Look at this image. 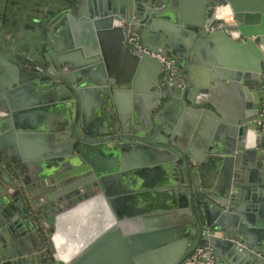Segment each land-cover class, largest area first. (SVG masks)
Instances as JSON below:
<instances>
[{
	"label": "water",
	"instance_id": "1",
	"mask_svg": "<svg viewBox=\"0 0 264 264\" xmlns=\"http://www.w3.org/2000/svg\"><path fill=\"white\" fill-rule=\"evenodd\" d=\"M6 1V5L8 2L10 5L5 11L0 8V20L4 24L0 31V53L6 49L17 59H25L35 73H61V77L68 82L62 87V98L66 99L68 116L63 121L66 133L49 135L50 139L56 136L64 140L60 151L55 152V148H50L46 159L39 163L44 167L43 173L32 175L41 194L53 195L48 196L50 205L61 202L54 206L52 217L48 216L45 208H40L43 214L40 217H45L47 222L50 221V225L46 221L40 220L42 223L38 221L37 214L31 210L22 196V186L18 184V178L12 175L7 166L0 165V264H39V261L42 264H100L102 262L95 260L94 254L104 247L106 235L119 233L125 225L132 227L127 229L130 233H140L141 238L136 240L139 249L150 250L158 246L153 254L149 252L145 255L146 264H184L201 247L205 250L197 256L196 264H223L226 260L224 256L232 260L241 259L243 262L249 260L252 264H264V171L257 170L255 177L245 178V183L242 184L239 179L243 174L240 173V169L234 167L235 163L236 166H240L242 161H248L245 153L235 152L237 132L243 133L244 129L250 128L257 139L256 147L264 152V127L258 122L264 119V115L261 114L264 101V17L261 18L258 13L248 9L244 0H198L197 10L204 12L205 21L204 19L202 21L200 16L187 19L180 12L181 7L176 8L181 15L178 16L176 12H172L169 0H137L134 4L131 0H126L125 4L113 0L111 6L107 5L106 0H33L32 8L35 12L30 11L28 15H23V18L26 24L37 32V42L35 47L25 50V45L9 34L10 24L6 21L17 15L11 11L13 9L11 4H15L16 0ZM2 2L4 0H0V6ZM219 7L226 8L228 13L234 16L236 25H231L225 18L216 16L215 12ZM260 19H263L262 23H259ZM166 21L185 26L191 24L197 31L191 33L192 37H196L199 32L204 33L212 41H223L227 47L247 56V64H241V68L246 66L245 71L238 73H242L241 75L245 73L244 76L250 79L241 80L238 85L246 105L255 111H252L253 115L247 117L248 119L238 121L239 124H246L245 127H240V131L236 127H231L234 134H227L229 138L226 137L223 142V149L207 148L211 155L203 157L201 153L195 155L189 148H185L184 144L175 140L172 147L182 156L185 166L175 164L173 171L177 178L170 179L168 185V181L163 179L154 187L155 193H162L166 184L168 186L166 190L170 191L171 197L174 196L173 203L127 207L129 212L123 214L125 222L114 221L108 229L103 224L97 233L92 237L86 236L80 245L71 243L64 246L60 244L59 236L66 233L72 237L73 219L76 214L84 215L86 219L84 224L87 227L90 213L89 189L100 186L102 192H106L105 173L108 169L120 167L121 163L116 157L121 150L133 149L143 152L142 161L145 164L153 162L163 164L164 160L170 157L175 163L178 162V157L174 153L151 142L150 135H153V122L159 123V118L168 110V107L164 106L162 111L158 109V116L154 115L157 99L164 102L169 93L174 95L176 85L183 74L179 71L171 73L157 57L135 53L124 35L126 23L131 22L136 25L139 39L146 47L152 52L164 54L168 59H172L171 56L180 57L181 67L187 60L186 46L193 38L188 39L181 50L172 47L168 29L176 26L168 25ZM109 27H113L116 45L130 65L139 63L143 68L151 66L147 83L156 94L141 112L143 117L137 120L144 123L142 125L134 123L133 127L123 123L125 135L134 131L135 135L132 138L137 140L135 144L112 146L108 142L94 143L79 134L95 135L88 131L84 121L79 126L77 118L80 114L82 120H85L90 108L98 102L105 106L109 115L107 121H104V126L107 123L109 127L121 129L115 104L118 99V85L112 75L105 74L114 72L106 70L101 64L102 55L95 36L96 30ZM60 30L65 32V36H71L70 47L79 45L82 49H79V53L84 54L77 61H74L75 58L71 55L65 58L66 62L60 59V56L54 55L52 41ZM159 31L162 35H156ZM121 32L123 37L120 36ZM233 37L238 41L245 37L246 42L237 43ZM58 63H61L66 73L57 68ZM73 73H84L81 77L83 80L76 81ZM189 87L197 88L191 76L187 80V88ZM250 88L254 90V95L257 93V97L248 91ZM185 101L186 104L193 106L186 97ZM210 102L200 100L197 107L211 109L215 114L207 112V115L213 119L216 117L215 124L217 118L227 119ZM119 113L124 122L122 111L119 110ZM156 140L164 141L162 138ZM250 150L252 154L256 152L251 163L260 168L264 167V162L257 158L261 151ZM106 153L111 156H105ZM170 153L173 155L169 156ZM191 160L197 161L196 168L191 167ZM222 161L224 165L220 172ZM209 162L215 163L214 176L217 171L220 176V182L216 185L206 178L205 170ZM127 164L130 165L131 162ZM18 167L20 165L14 166L21 176L20 180L25 182ZM47 183L50 188H46ZM26 189L30 187L27 186ZM145 192L147 194L148 191ZM121 216L117 214L118 218ZM138 217H142V220ZM153 218H167L171 226L153 227L150 224ZM14 224L25 226V230L33 232L38 237L40 243L38 253L32 257L26 256L27 252L22 250L18 243L15 245L12 243L11 238L14 236L11 228ZM84 230L87 234V230L85 228ZM218 231L222 234L217 235ZM48 234L49 237L45 239L44 236ZM46 245H49V250L41 252ZM92 251L94 256L91 255ZM156 253L158 260H153Z\"/></svg>",
	"mask_w": 264,
	"mask_h": 264
},
{
	"label": "crops",
	"instance_id": "2",
	"mask_svg": "<svg viewBox=\"0 0 264 264\" xmlns=\"http://www.w3.org/2000/svg\"><path fill=\"white\" fill-rule=\"evenodd\" d=\"M32 1L16 0L15 4H11L13 6L11 11L17 15L12 16L9 20L6 19L10 24L8 27L9 34L21 41L25 45V50L31 49L32 46L35 47L37 42V32L31 29L23 18L30 11H34ZM114 1L120 4L126 3V0ZM136 1L131 0L132 4L136 3ZM244 1L248 9H252L255 11L254 13H258L261 18L264 17V0ZM6 2L4 0L1 3L0 8L3 11L10 5L9 2L6 5ZM169 2L172 5V12H176L178 16L181 15L176 8L181 7L180 12L187 19H194L198 16L201 17L202 21L206 19L204 12L197 10L198 0H169ZM106 3H108V6H111L113 5V0H106ZM225 21L231 25H236L234 16L231 14L225 18ZM166 22L168 25L176 26V28L172 27L168 29V38L172 41V47L181 50L185 47L188 39H193L186 46L188 54L183 66L179 67L180 61L182 63L180 57L171 56L173 60L175 59L176 72H182L183 77L177 83L176 93L174 95L169 93L164 102L157 99V107L155 108L154 115L158 116V109L162 111V107L164 106H167L168 110L164 112L165 115L163 117L159 118V123L156 124L153 122V135L150 136L151 142L157 147L174 153L178 157V162L175 163L170 157L165 159L163 164L154 162L145 164L142 161L143 152L134 151L133 149L121 150L116 157L118 162L121 163L120 167H113L105 173L104 187L106 192L103 193L100 186L96 187V189H89L90 213L87 227L84 224L86 220L83 217L84 215H81V213L80 215L76 214L73 219L72 237L66 233L64 235L61 233L59 236L60 244L64 246L70 245L71 243L80 245L86 236L92 237L103 224L108 229L114 221H119V223L120 221L125 222L126 218H124L123 214L129 212L127 207H140L145 205L161 206L173 203L174 196L171 197L170 191L166 190L168 189L167 185L170 179L177 178V174L173 171L175 164L185 166V161L182 159V156L172 147L175 140L184 144L185 148H189L195 155L199 153L202 154V157L211 155V152L207 148L214 147V149H223V142L226 137L229 138L228 135H231V133L234 134L232 131L233 128L231 127H236L238 130L241 126L245 127L246 124H239L238 121L248 119L247 117L253 115L252 111H255L253 110L254 108H248L246 105L238 85L241 80L250 79L244 76L245 73L243 75H241L242 73H238V71H245L246 66L241 68V64H247V56L239 54L240 52L235 51L233 48L227 47L223 41H212L204 33L200 34L199 32L196 37H192L191 33L197 31L195 30V26L191 24L185 26L175 24L171 21ZM262 22L263 19H260L259 23ZM3 27L4 24L0 20V31ZM112 29L113 27L96 30L95 36L102 55L100 59L101 64H103L106 70L110 69L114 72L105 74L112 75L118 85V99H116L115 104L121 129L118 130L115 127H109L107 123L104 126L109 115L106 113L105 106L100 102L96 103L93 108H90V111L85 116V120H82L80 114L77 120L79 126L84 121L83 123L88 127V131L95 133L94 136L86 133L89 137L109 136L110 141L108 144L112 146L124 143L135 144L137 143L135 138L130 140L126 137H133L135 135L134 131L125 135L122 128L125 124L128 127H133L134 123L137 125L144 123L137 120L143 117L141 112L146 109L156 94L155 91L148 87L149 85L147 83L150 74L148 72L151 66L148 65L147 68H143L139 63L130 65L121 49L116 45V37H114ZM234 34L237 33L234 32ZM156 35H162V33L159 31ZM120 36L123 37L122 32ZM70 39L71 36H65V32L60 30L52 41L54 55L60 56V59H63L64 62H66L65 58L67 56L71 55L75 58L74 61H77L84 54L82 52L79 53V49H81L79 45L69 46ZM233 40L238 41L234 37ZM239 41L241 43L246 42V38L243 37ZM58 65L59 67H56L66 73L61 63H58ZM82 74L84 73H73V78L76 81H82ZM189 76H191L197 88H187ZM215 80L217 81L216 83ZM65 83L68 82L61 77V73H35L25 59H17L12 52L6 49L1 50L0 165L7 166L12 175L18 178L17 182L22 186V196L31 210L35 211L39 221L41 220L42 222H47V220L45 217H40L43 215L40 208H45L48 216L52 217L54 206L61 202L58 201L55 205H50L49 203L51 202L48 201V196L52 197L53 195L41 194L39 188L36 186L35 180L32 179V175H40L43 173L44 167L39 163L46 159L50 148H55V152L60 151V148L64 144L63 139L56 136L50 139L49 135L54 136L66 133L65 123L63 121L68 116V108L65 106L66 99L62 98V87L65 86ZM248 91L254 95V90L250 88ZM255 95L257 97V93ZM185 97L190 100L193 106L186 104ZM200 100L201 102L211 101V105L220 110L228 120L217 118V124H215L216 117L213 119L207 115V112H213L211 109H199L197 107ZM119 110L122 111L124 122L121 120ZM195 112L201 113L196 114ZM248 112L251 113L248 114ZM123 123L125 124L123 125ZM249 130L251 131L250 128H246L243 133L240 130L239 133H235L237 138L235 152L236 154L238 152L245 153V158L248 160L241 162L240 159V166H236V163L235 166L233 164L243 174L242 178L239 179L242 184L245 183V178L255 177L257 170L264 171V167L260 168L251 163V160L254 161L256 152L252 154L250 149H256V151L259 149L256 147L257 139L254 138V132H249ZM116 136L117 138L122 137L119 139L121 141L120 143L114 139L113 141L111 140ZM156 138H162L164 141H158ZM253 142L254 144H252ZM106 154L105 156L107 157L111 156L109 153ZM171 155L173 154L170 153L169 156ZM260 156L257 157L258 160L264 162V152L261 151ZM222 157L224 158V156ZM111 158L113 159V157ZM235 158L237 159V157ZM129 161L131 162L130 165L127 164ZM222 162L223 164H220L219 167L220 172L224 165V161ZM17 165H20L18 169L25 182L20 180L21 176L18 175L14 168ZM191 167L196 168L197 161L191 160ZM215 168V163L209 162L206 166L205 174L206 178L212 180L213 184L216 185L220 182V176L218 171L214 176ZM163 179L168 181L167 185L165 184V190H162V193H155L154 187L159 184L158 182L161 183ZM27 186L30 189H26ZM46 188H50L48 183L46 184ZM145 191H148L147 194ZM116 213L122 216L118 218ZM138 219L142 220V217H138ZM168 220L167 218H153L150 220V224L156 228L169 227L171 226V222H168ZM47 224L50 225V221ZM84 228L87 230V234ZM130 228L132 227L125 225L119 233L114 232L112 235H106L104 247L94 254L96 257L95 260L101 261L102 263L100 264H146L145 255L149 254V252L153 254L158 246L150 250L139 249V244H136V240L137 238L140 239L141 235L138 231L139 234L130 233L127 230ZM25 229V226L22 225H12L11 232L14 237L11 240L14 245L18 243V246L27 252L26 256L32 257L33 254L38 253L40 243L38 237L33 232ZM221 234L222 232L217 233V235ZM44 237L45 239L48 238L49 234ZM48 248L49 245H46L40 251L46 252L49 250ZM94 249L98 250V248ZM91 255H93V251ZM110 256L111 260L109 259ZM224 257H226V260H224L223 264H252L249 260L243 262L241 259L232 260L227 256ZM153 260H158L157 253ZM39 264H42V262L39 261Z\"/></svg>",
	"mask_w": 264,
	"mask_h": 264
},
{
	"label": "built area",
	"instance_id": "3",
	"mask_svg": "<svg viewBox=\"0 0 264 264\" xmlns=\"http://www.w3.org/2000/svg\"><path fill=\"white\" fill-rule=\"evenodd\" d=\"M125 36H126V40L127 43L129 44V46L131 47V49L138 54H149L152 55L154 57L159 58L165 65L166 69H168L169 71H171V73H174L177 68L176 65L174 63L173 59H168L164 54L162 53H155L152 52L148 47H146L139 39V36L136 32V25L132 24L131 22H127L125 25ZM263 78H264V73H263ZM262 115H264V101H263V108H262ZM258 122L264 127V119L258 120ZM216 233H219L216 232ZM205 248L201 247L198 249V251L196 253H194L189 259H187L185 261L184 264H196V259L197 256L204 252Z\"/></svg>",
	"mask_w": 264,
	"mask_h": 264
},
{
	"label": "flooded vegetation",
	"instance_id": "4",
	"mask_svg": "<svg viewBox=\"0 0 264 264\" xmlns=\"http://www.w3.org/2000/svg\"><path fill=\"white\" fill-rule=\"evenodd\" d=\"M35 12V10L33 11ZM40 67V66H39ZM45 71H47V69H45ZM76 121L73 123L75 124ZM82 137H84V139L90 141V142H94V143H105V142H109L110 141V138L109 136H101V137H89L87 135H84L83 133H79ZM86 136V137H85ZM127 138H129L130 140L134 139L132 137H129V136H126ZM122 138V137H121ZM121 138H117V136L115 138H112L111 140L113 141L116 140V142L120 143L121 141L119 139ZM39 219V218H38ZM39 221V220H38ZM40 223H42L41 221H39ZM42 227V226H41ZM43 228V227H42ZM42 231V230H40Z\"/></svg>",
	"mask_w": 264,
	"mask_h": 264
},
{
	"label": "bare ground",
	"instance_id": "5",
	"mask_svg": "<svg viewBox=\"0 0 264 264\" xmlns=\"http://www.w3.org/2000/svg\"><path fill=\"white\" fill-rule=\"evenodd\" d=\"M215 14L217 17H223V18H227V16L229 15L228 10L224 7L217 8Z\"/></svg>",
	"mask_w": 264,
	"mask_h": 264
}]
</instances>
